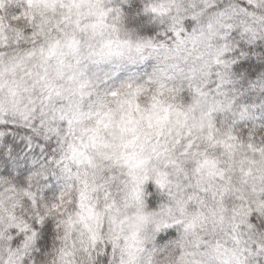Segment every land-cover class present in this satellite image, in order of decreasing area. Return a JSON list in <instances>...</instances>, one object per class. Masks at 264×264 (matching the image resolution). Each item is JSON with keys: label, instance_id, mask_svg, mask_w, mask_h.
I'll use <instances>...</instances> for the list:
<instances>
[{"label": "snow or ice", "instance_id": "snow-or-ice-1", "mask_svg": "<svg viewBox=\"0 0 264 264\" xmlns=\"http://www.w3.org/2000/svg\"><path fill=\"white\" fill-rule=\"evenodd\" d=\"M0 264H264V0H0Z\"/></svg>", "mask_w": 264, "mask_h": 264}]
</instances>
